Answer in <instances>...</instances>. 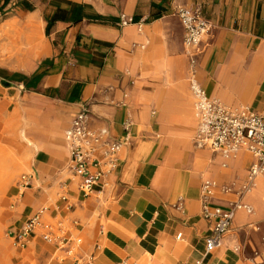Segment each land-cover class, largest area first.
<instances>
[{"label": "crops", "instance_id": "crops-1", "mask_svg": "<svg viewBox=\"0 0 264 264\" xmlns=\"http://www.w3.org/2000/svg\"><path fill=\"white\" fill-rule=\"evenodd\" d=\"M185 7L201 8L212 25L196 57L202 88L264 114V0H0V143L16 158L0 178L11 187L0 264H264V176L242 198L254 213L238 212L222 247L206 252L214 220L203 216L204 184L218 185L212 209H227L254 160L196 145L192 65L176 14ZM122 16L134 23L122 26ZM85 107L91 128L114 139L133 123L119 167L89 197L65 140ZM18 172L30 187L16 185ZM44 208L46 227L78 223L71 256L45 230L25 248L9 236Z\"/></svg>", "mask_w": 264, "mask_h": 264}, {"label": "built area", "instance_id": "built-area-1", "mask_svg": "<svg viewBox=\"0 0 264 264\" xmlns=\"http://www.w3.org/2000/svg\"><path fill=\"white\" fill-rule=\"evenodd\" d=\"M176 14L184 28L185 50L192 65L191 92L195 100V116L199 121L196 145L219 153L227 160L245 150L254 160L247 180L240 190L239 200L230 204L227 209L213 210L211 207V198L218 188L216 182L208 181L203 186V216L206 220H214L211 234L206 238V252L211 254L222 247L225 238L233 230L238 212L245 211L249 215L254 213L253 208L245 204L242 198L254 189L258 180L264 176V114H258L247 107L233 109L208 96L197 80L196 57L202 52L204 39L211 33L212 25L199 7L179 8ZM121 19L122 26L134 23L133 19L126 16ZM132 127V121L127 120L124 124L125 137L118 140L111 136L107 128H91L90 110L87 107L74 116L70 128L65 133V140L69 148L70 169L81 181V190L86 197L92 196L99 181L119 167L120 154L131 139ZM31 180V176H23L20 186L30 187ZM220 189L225 194L233 191L229 186H222ZM47 210H41L19 231L9 236L18 247L25 248L37 231L45 230L44 240L71 256L74 242L71 233L78 223L73 222L68 230L62 227V223L46 227L42 215Z\"/></svg>", "mask_w": 264, "mask_h": 264}, {"label": "rangeland", "instance_id": "rangeland-1", "mask_svg": "<svg viewBox=\"0 0 264 264\" xmlns=\"http://www.w3.org/2000/svg\"><path fill=\"white\" fill-rule=\"evenodd\" d=\"M16 158L14 157L13 154L6 152L5 148H3V144L0 143V178L1 177H7L6 172L2 171L5 167V164H9V160H15ZM8 161V162H7ZM29 175L27 172H18L13 176L12 180H16V185L21 183V179L23 176ZM261 180L258 181V186L260 184ZM258 188V187H257ZM256 188V189H257ZM255 189V190H256ZM11 190L10 186H0V226H1V221H2V212L4 211V202L7 200L9 192ZM252 191V194L255 192ZM260 242L264 243V237L259 238Z\"/></svg>", "mask_w": 264, "mask_h": 264}]
</instances>
